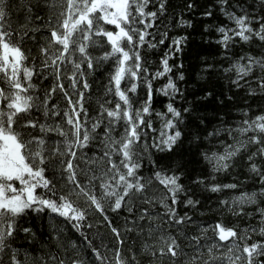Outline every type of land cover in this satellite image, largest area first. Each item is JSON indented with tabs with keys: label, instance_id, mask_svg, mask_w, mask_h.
Listing matches in <instances>:
<instances>
[{
	"label": "snow or ice",
	"instance_id": "snow-or-ice-1",
	"mask_svg": "<svg viewBox=\"0 0 264 264\" xmlns=\"http://www.w3.org/2000/svg\"><path fill=\"white\" fill-rule=\"evenodd\" d=\"M196 7L0 0V264H264V0L203 10L190 92Z\"/></svg>",
	"mask_w": 264,
	"mask_h": 264
},
{
	"label": "trees",
	"instance_id": "trees-1",
	"mask_svg": "<svg viewBox=\"0 0 264 264\" xmlns=\"http://www.w3.org/2000/svg\"><path fill=\"white\" fill-rule=\"evenodd\" d=\"M189 2H194L197 7L194 11H184V17L187 20L192 22V27L188 29L176 28L171 33L172 35L181 34L187 35L189 37L188 45L184 50L182 60L184 63V71L186 76L189 79V83L185 85L190 92L199 91L200 87L207 86V82L205 80L199 79L201 74V67L203 66L204 60H211L214 57H217V53L214 48L208 47L205 44L204 40L209 37V33L204 32V26L206 24H211L214 21L203 18L202 12L206 7L211 6L212 0H169V15L178 16L182 10L185 9V6ZM215 86L217 90L221 87L226 86L225 81L215 82ZM193 97L190 95L189 100H192ZM243 103V101H240ZM159 107V105H157ZM233 114L235 115V109L233 110ZM236 178V181L239 182L241 180L247 181V187L251 190L255 184V181L252 177H249L247 173L240 167L232 170L230 174H225L220 177L225 183L233 182V178ZM203 199L206 204L215 205L216 197L214 194L204 193ZM225 223H231L233 218L227 215L224 216Z\"/></svg>",
	"mask_w": 264,
	"mask_h": 264
}]
</instances>
